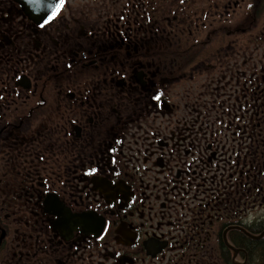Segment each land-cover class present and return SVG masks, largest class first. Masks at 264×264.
Segmentation results:
<instances>
[{
    "label": "flooded vegetation",
    "instance_id": "1",
    "mask_svg": "<svg viewBox=\"0 0 264 264\" xmlns=\"http://www.w3.org/2000/svg\"><path fill=\"white\" fill-rule=\"evenodd\" d=\"M194 8L65 0L41 29L0 0V264H264V32L254 68L248 33L141 42Z\"/></svg>",
    "mask_w": 264,
    "mask_h": 264
},
{
    "label": "rangeland",
    "instance_id": "2",
    "mask_svg": "<svg viewBox=\"0 0 264 264\" xmlns=\"http://www.w3.org/2000/svg\"><path fill=\"white\" fill-rule=\"evenodd\" d=\"M195 3V8L192 10L198 11V15L200 18L203 17L202 11L206 9L208 3L206 0H193ZM232 6H230L229 12L218 13V16L215 15L213 19H208L209 14L206 13L202 21L199 23L200 29L195 27L193 37H189L188 34L177 37L172 33L170 35V28L168 35H155L151 34L148 39L141 40V42H149V41H159L157 45L159 47L162 46V40H170V44H174L176 41H172V39H184V38H195V37H207L209 32L213 30H217L218 34L216 36L224 34V30L231 31V34H242L248 33L250 40V51H251V59H252V68L255 66V62L259 61V54L262 52H255L257 48L255 45L258 42V37L256 35H260L261 32H264V0H232ZM190 6L186 7V14L190 13ZM257 10V12L255 11ZM259 12V14H258ZM178 11L175 9L171 12H167L166 15L170 17L171 22L174 21L173 17L176 16ZM255 40V41H254ZM254 42V44H253ZM252 45V46H251Z\"/></svg>",
    "mask_w": 264,
    "mask_h": 264
},
{
    "label": "snow or ice",
    "instance_id": "3",
    "mask_svg": "<svg viewBox=\"0 0 264 264\" xmlns=\"http://www.w3.org/2000/svg\"><path fill=\"white\" fill-rule=\"evenodd\" d=\"M32 2H39V0H32ZM65 7V0H58L57 3L50 5V12L47 15V18H43V22L39 23V27L41 29L46 28L50 23L54 22L58 16L60 15L62 9ZM159 100V96L155 97ZM86 175L93 176L100 188L101 193L109 200V201H117L119 203L120 198L126 199L127 196L122 192L120 187L117 185L116 187H112V184H115V181H112V184L107 183L105 180L101 179L103 176V168H92ZM109 206H113L109 204ZM99 208V204L96 205ZM54 214L57 216H62L64 212H68L69 210L66 208H58L57 203L53 202ZM118 211V209H117ZM95 222L94 218H89L85 221L86 224L91 225ZM115 226V220H101L100 221V231L107 234L111 227ZM123 235V233H122Z\"/></svg>",
    "mask_w": 264,
    "mask_h": 264
},
{
    "label": "water",
    "instance_id": "4",
    "mask_svg": "<svg viewBox=\"0 0 264 264\" xmlns=\"http://www.w3.org/2000/svg\"><path fill=\"white\" fill-rule=\"evenodd\" d=\"M17 2H20L23 6V9L27 13L29 17H35L40 16L39 14L42 13V9L46 7L47 9H50V6L47 7L46 2L48 0H39V2H32V0H16ZM55 4V3H54ZM46 14H42V18H46L48 15V12H45ZM43 20V19H42Z\"/></svg>",
    "mask_w": 264,
    "mask_h": 264
}]
</instances>
